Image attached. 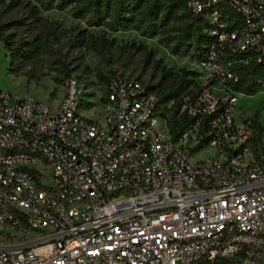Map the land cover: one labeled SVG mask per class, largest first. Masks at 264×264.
Segmentation results:
<instances>
[{
  "label": "built area",
  "instance_id": "obj_1",
  "mask_svg": "<svg viewBox=\"0 0 264 264\" xmlns=\"http://www.w3.org/2000/svg\"><path fill=\"white\" fill-rule=\"evenodd\" d=\"M186 2L212 40L179 98L116 75L90 119L74 79L54 107L0 89V264H264V144L232 88L264 65V0Z\"/></svg>",
  "mask_w": 264,
  "mask_h": 264
},
{
  "label": "rangeland",
  "instance_id": "obj_2",
  "mask_svg": "<svg viewBox=\"0 0 264 264\" xmlns=\"http://www.w3.org/2000/svg\"><path fill=\"white\" fill-rule=\"evenodd\" d=\"M0 89L32 96L56 106L69 82L76 80L83 115L100 119L106 110V80L120 75L139 79L164 96L175 76L184 71L203 75L196 54L174 55L164 35L148 38L130 27L106 25L75 17L73 6L45 11L31 0H0ZM231 15H234L231 13ZM237 115L256 116L264 144V86L254 96L238 95ZM212 152L199 156L204 158Z\"/></svg>",
  "mask_w": 264,
  "mask_h": 264
},
{
  "label": "trees",
  "instance_id": "obj_3",
  "mask_svg": "<svg viewBox=\"0 0 264 264\" xmlns=\"http://www.w3.org/2000/svg\"><path fill=\"white\" fill-rule=\"evenodd\" d=\"M31 1L36 4L32 8L36 13L39 12L40 8L48 11L53 8L61 9L73 6L75 17L87 18L89 23L98 26L106 25L113 31L126 30L132 26L141 35L148 38L163 34L165 36L164 42L172 54L188 56L194 53L197 55L198 62L204 60L207 56L212 40L206 32L208 29L207 22L201 16H196L189 10L186 0ZM3 28L4 26L0 24V39ZM234 71L239 77L238 82L232 85L237 94L254 96L262 90L264 86V65L253 59L247 64L237 65ZM197 77L198 74L192 71H184L182 74L175 76L174 82L167 86V92L164 96H161V101L166 103L173 98H179L186 94L192 87H198ZM109 80L110 78L106 80V87ZM252 120L254 127L257 130L261 129L256 116ZM184 126V122L181 124L174 122V137H178ZM257 140H260V138Z\"/></svg>",
  "mask_w": 264,
  "mask_h": 264
}]
</instances>
